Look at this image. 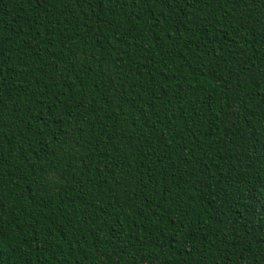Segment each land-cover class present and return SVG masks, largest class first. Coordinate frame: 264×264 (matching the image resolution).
<instances>
[{"label": "trees", "instance_id": "1", "mask_svg": "<svg viewBox=\"0 0 264 264\" xmlns=\"http://www.w3.org/2000/svg\"><path fill=\"white\" fill-rule=\"evenodd\" d=\"M0 264H264V0H0Z\"/></svg>", "mask_w": 264, "mask_h": 264}]
</instances>
